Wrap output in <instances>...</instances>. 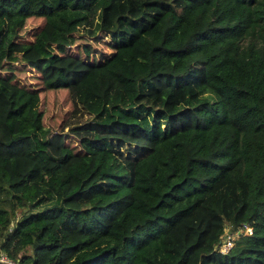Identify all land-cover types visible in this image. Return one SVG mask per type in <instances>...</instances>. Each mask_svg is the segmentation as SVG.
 Here are the masks:
<instances>
[{"label":"trees","instance_id":"obj_1","mask_svg":"<svg viewBox=\"0 0 264 264\" xmlns=\"http://www.w3.org/2000/svg\"><path fill=\"white\" fill-rule=\"evenodd\" d=\"M0 128L21 264H264V0H0Z\"/></svg>","mask_w":264,"mask_h":264},{"label":"rangeland","instance_id":"obj_2","mask_svg":"<svg viewBox=\"0 0 264 264\" xmlns=\"http://www.w3.org/2000/svg\"><path fill=\"white\" fill-rule=\"evenodd\" d=\"M33 28H34V23L33 22H27L26 25H25V27H24L23 35H27ZM96 45L98 46L99 45V42L96 43ZM102 47H104V46H102ZM29 77H31V75ZM31 80H33V79L31 78ZM65 109H66V105H61L60 108L54 107L53 109H51V107H49V111H50L49 114L52 115V117L54 119V123L52 124L53 126H51L52 130H54L56 128L57 123L59 122L60 116H61V114L63 113V111ZM52 110H56V114H51ZM1 111L3 113L4 107L1 109ZM45 124L50 125V122L47 121ZM2 130L0 128V131L1 132H2ZM65 140H67V142H68L69 145H71L73 147H76L77 146V143H76L74 137L71 136L70 134H66ZM103 156H104V153L103 152H101V151L97 152L96 155H95V164L103 166L104 165ZM82 159H83V161H84L85 164H88L89 163V157H88V155L82 156Z\"/></svg>","mask_w":264,"mask_h":264},{"label":"built area","instance_id":"obj_3","mask_svg":"<svg viewBox=\"0 0 264 264\" xmlns=\"http://www.w3.org/2000/svg\"><path fill=\"white\" fill-rule=\"evenodd\" d=\"M244 232H250V228L245 226ZM231 245V233L225 235L213 249L219 252H225ZM0 264H21L17 259L10 257L3 249L0 248Z\"/></svg>","mask_w":264,"mask_h":264}]
</instances>
